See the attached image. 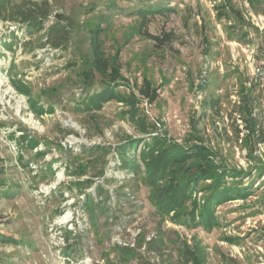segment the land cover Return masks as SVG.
<instances>
[{
	"label": "rangeland",
	"instance_id": "374dc122",
	"mask_svg": "<svg viewBox=\"0 0 264 264\" xmlns=\"http://www.w3.org/2000/svg\"><path fill=\"white\" fill-rule=\"evenodd\" d=\"M49 1L39 31L0 16V264H192L182 254L190 248L204 264H264V81L253 73L264 59V0ZM142 11L150 33L171 39L140 32ZM57 19L71 30L61 48L42 44ZM98 26L106 56L123 43L117 90L135 104L83 109L108 83L84 72ZM145 79L157 88L153 102ZM157 132L186 146L199 135L218 162L251 172L228 178L250 192L217 205L218 226L165 216L142 173L123 167L120 146L138 140L129 155L140 160ZM210 182L198 185L201 203Z\"/></svg>",
	"mask_w": 264,
	"mask_h": 264
},
{
	"label": "trees",
	"instance_id": "16d2710c",
	"mask_svg": "<svg viewBox=\"0 0 264 264\" xmlns=\"http://www.w3.org/2000/svg\"><path fill=\"white\" fill-rule=\"evenodd\" d=\"M222 7L219 6V13L226 15L225 11L222 12ZM51 12L52 4L49 0H0L1 18L25 26L30 29L28 30L29 33H32L31 30L39 31L43 29ZM142 14L143 22L140 32L146 37L155 39L160 45L171 39L169 32L162 36L150 33L145 26L147 11H142ZM102 31L103 28L99 26L91 29V54L87 61L89 69L84 72L89 77L94 76L95 71L107 76L108 83L101 90L89 94L87 100H83L86 104L83 109L88 111L101 109L105 102L112 99L126 100L130 104H135V99L137 101L133 93L130 95L132 98L124 97L117 90L120 85L119 79L123 78L119 62L123 43L116 44L114 53L106 56L102 49L100 37ZM45 38L46 41L42 44L61 48L70 41L71 30L60 19H57L46 27ZM144 84L145 88L141 91L150 102H153L158 96L157 88H153L151 82L147 79H145ZM30 102L35 110L39 109L32 98H30ZM243 106L246 110H242L244 113L241 116L248 115L246 118L247 127L249 132L255 133L258 130L256 126L258 121L253 116L249 105L244 104ZM44 111L43 107L37 110L39 113ZM192 122H194L195 130L199 132L194 118H192ZM141 124H143V130H148L145 123ZM261 135H263V132H261ZM196 140L197 142L186 146L177 142L174 138L157 132L156 135H152V140L147 139L144 141V147L140 152V160L129 155V150H135L138 141L134 138H130L128 144L121 145L119 150L122 154L123 167L133 170L134 174L142 173L144 182L151 188L150 199L156 205L157 210L178 223L203 225L211 230L219 225L216 214L217 205L235 198L245 197L250 192L247 186L229 183L228 178H243L250 175L251 172L229 166L224 162H218L215 151L204 142L203 138L198 135ZM30 145L32 147L35 145L32 139ZM208 179L211 182L202 187L205 196L201 203L195 197V192L199 183ZM3 239L7 242L12 241L14 238L3 237ZM121 249L127 254L132 251L131 247L128 246ZM182 254L192 264H204L206 260L205 253L196 249H184ZM123 261H126V259H123Z\"/></svg>",
	"mask_w": 264,
	"mask_h": 264
},
{
	"label": "built area",
	"instance_id": "2783aa9c",
	"mask_svg": "<svg viewBox=\"0 0 264 264\" xmlns=\"http://www.w3.org/2000/svg\"><path fill=\"white\" fill-rule=\"evenodd\" d=\"M253 71L256 81H264V59L254 64Z\"/></svg>",
	"mask_w": 264,
	"mask_h": 264
}]
</instances>
